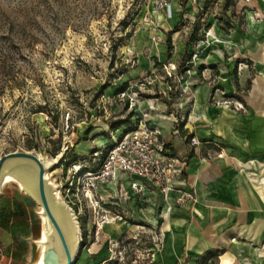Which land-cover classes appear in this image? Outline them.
<instances>
[{"label":"rangeland","instance_id":"374dc122","mask_svg":"<svg viewBox=\"0 0 264 264\" xmlns=\"http://www.w3.org/2000/svg\"><path fill=\"white\" fill-rule=\"evenodd\" d=\"M182 2L170 21L154 0H0V157L62 156L48 175L80 225L75 264H165L166 238L187 234L185 220L195 219L204 172L259 177V167L241 165L264 157L252 140L264 121V0H238L235 9L226 0ZM246 11L262 35L246 34ZM142 126L181 152L172 188L136 191L123 174L92 181L87 173L115 140ZM0 205L11 211L15 248L6 259L0 241V264H24L39 208L12 182Z\"/></svg>","mask_w":264,"mask_h":264},{"label":"crops","instance_id":"0c3cea01","mask_svg":"<svg viewBox=\"0 0 264 264\" xmlns=\"http://www.w3.org/2000/svg\"><path fill=\"white\" fill-rule=\"evenodd\" d=\"M197 1L199 0H187L190 3ZM174 11L175 14L169 17L170 21L176 19L178 8L175 7ZM247 12L246 34L248 33L251 38L262 35L263 31L258 30L259 23L252 28ZM245 41L247 43L249 39L246 38ZM260 103L259 109L264 114ZM252 137L253 149L264 152L263 120L254 129ZM171 144L177 153L176 158H179L181 152L173 143ZM250 164L264 170V157H257L248 164H242L241 168L251 169L253 166ZM204 173L203 180L197 189L198 203L195 219L190 223L189 220L188 222L185 220L187 234H175L166 238L163 255L165 264H177L184 253L187 257L183 258V264H212L213 261H216V264H264V199L259 191L258 194L254 192L255 186L250 184L255 183L251 179L252 175L242 170L243 178L235 176L225 181L217 180L216 174L209 176ZM132 180V182H138L144 189L156 188L148 182L133 178ZM10 212L8 208L3 210L0 205V241L7 254L6 259L12 260L15 248L12 245L14 243L12 235L8 232L13 223V218H8ZM14 214L15 211H12L11 215ZM29 214L31 215L30 212ZM34 235L35 230L32 228L31 234L23 239L26 253L22 254L21 258L24 264H28L34 255L35 247L32 243ZM215 252H218V255L210 254Z\"/></svg>","mask_w":264,"mask_h":264},{"label":"water","instance_id":"95a60500","mask_svg":"<svg viewBox=\"0 0 264 264\" xmlns=\"http://www.w3.org/2000/svg\"><path fill=\"white\" fill-rule=\"evenodd\" d=\"M61 160L62 156L43 159L25 150L0 157V197L12 182L39 208L34 210L39 218L38 233L32 238L35 252L28 264H75L82 244L74 209L58 195L48 175Z\"/></svg>","mask_w":264,"mask_h":264},{"label":"built area","instance_id":"2783aa9c","mask_svg":"<svg viewBox=\"0 0 264 264\" xmlns=\"http://www.w3.org/2000/svg\"><path fill=\"white\" fill-rule=\"evenodd\" d=\"M176 0H154L158 9L168 17L173 15V2ZM199 142L192 139V145ZM175 160L164 153V145L156 132L142 126L116 139L108 150L102 164L94 173H87L94 182L107 183L123 174L153 186L165 185L164 190L172 188V180L168 178ZM257 186L264 197V170L259 167ZM138 182L132 184L134 190L140 188Z\"/></svg>","mask_w":264,"mask_h":264},{"label":"trees","instance_id":"16d2710c","mask_svg":"<svg viewBox=\"0 0 264 264\" xmlns=\"http://www.w3.org/2000/svg\"><path fill=\"white\" fill-rule=\"evenodd\" d=\"M186 3H187V0H183V2H182V7H183V8H185ZM237 3H238V0H226L225 6H227L228 4H231V5L233 6V8L235 9L236 6H237ZM228 27L230 28V27H232V26H230V25L228 24ZM197 28H198V24L196 25V30L194 31V34L192 35V41H193L194 38H195V33H196V31H197ZM177 32H178V30H173V31H171L170 33H168V40H167V49H168V50H167V58H171V54H172V40H171V36H172V34H175V33H177ZM184 61L190 63V64H188V65H193V64H192V61H193V59H192V55L186 54V55H185V59H184ZM157 65L160 66L161 63L158 62ZM189 67H190V66H189ZM124 88H125V87H123L122 89H124ZM164 146H165L166 149H170V150L172 151L171 153H167V152L164 151V153H165L166 155H168V156L171 157V158H176V157H177V153H176V151H175V149H174V147H173L172 144H164ZM109 149H110V148H109ZM109 149H108V150H109ZM108 150H107V152H108ZM107 152H106V154H107ZM56 155H57V154H56ZM56 155H52V157H53V158H56ZM105 156H106V155H105ZM101 164H102V162H101ZM101 164H100V166H101ZM100 166H99V168H100ZM99 168H98V170H99ZM95 172H96V171H95ZM210 254H211V255H218V252L210 253Z\"/></svg>","mask_w":264,"mask_h":264},{"label":"bare ground","instance_id":"6f19581e","mask_svg":"<svg viewBox=\"0 0 264 264\" xmlns=\"http://www.w3.org/2000/svg\"><path fill=\"white\" fill-rule=\"evenodd\" d=\"M248 16H249V20H250V23H252V13L251 12H249L248 13ZM263 170H261L260 172H262ZM252 176H253V174H252ZM254 181H255V183L257 184V182H258V180H259V178H257V179H253ZM257 189H258V191H259V188H258V186H257ZM260 192V191H259ZM260 195H261V193H260ZM261 197L264 199V197L261 195Z\"/></svg>","mask_w":264,"mask_h":264}]
</instances>
